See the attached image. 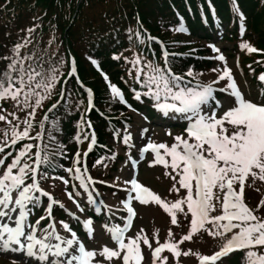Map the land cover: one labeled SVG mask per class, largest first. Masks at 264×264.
Returning <instances> with one entry per match:
<instances>
[{"label":"snow or ice","instance_id":"1","mask_svg":"<svg viewBox=\"0 0 264 264\" xmlns=\"http://www.w3.org/2000/svg\"><path fill=\"white\" fill-rule=\"evenodd\" d=\"M28 31L31 32L33 29ZM177 31L185 29L181 27ZM24 46L15 45L14 58H4L10 59L11 62L5 71L0 72V103L11 100L21 110L31 108L28 116L34 118L36 109L40 108L43 101L51 95L59 77V68L54 65L45 68L38 60L33 65L31 61L35 57L20 55V50ZM241 47L249 53L257 51L247 43ZM213 51L220 52L216 48H213ZM168 55L167 52L164 53L165 67L152 62H147L141 67L140 57L131 62L136 69V82L147 89L143 93L135 92V99L139 101L144 95L155 101L154 107L164 115H168L169 112L180 114L187 121L186 137L175 136L174 143L170 146L166 143L149 142L140 151L141 157L151 151L154 159L149 167L162 165L166 169L165 175L175 181L171 191L179 193L180 189H184L186 195L169 202L161 199L158 194L135 178L126 181L130 187L125 189L128 195L123 201V209L126 210L127 216L122 218L123 226L118 224L109 226L107 222L103 225L115 247L104 245L99 249L88 248L68 222L63 220L59 222L67 236L57 231L53 208L58 206L64 209L65 206L43 190L40 180L37 179L38 175L40 179L49 178L46 173L39 171L40 165L49 164V157L46 154L42 155L41 152L44 150H40L34 154L35 167L23 163L32 149L38 147L31 143L24 144L19 154L7 164L5 161L12 153L9 152L0 158V168L4 169L0 174V254L19 253L29 258L28 260L22 257L14 258L13 264H32L33 260L37 264H112L113 260H119L121 264H144L145 257L141 247L143 244L151 249L152 264H168V257L162 256L165 251L176 259L177 264L182 255L196 256L199 264H217L237 251L243 253L242 264H264V251H261L264 249V217L255 214L259 207H264V199H261L255 210L250 209L245 203L246 182L251 179L250 187L256 181L264 183V90L260 92V99L255 101L246 99L226 63L218 80L212 84L197 83L190 87V82H184L181 76L172 72L168 66ZM215 59L225 62L223 54L216 56ZM92 63L96 64V61L92 60ZM75 74L76 70L73 67L70 75ZM193 75L191 70L187 72V76ZM104 78L107 80V76ZM258 79L264 83V74ZM224 80H227L226 87L219 89L213 87V84ZM109 87L114 98L126 103L119 88L111 84ZM217 91L227 93L230 99L226 103L221 102L215 96ZM162 99L163 103L160 102ZM89 106L90 108L92 106L91 99ZM55 107L56 105H53V109ZM0 111L6 110L0 108ZM8 115L18 119L15 113ZM47 119L46 115L44 121ZM0 122L11 123L5 115H0ZM22 123L24 124L22 131H18L19 125L12 126L11 144H8L7 140L0 143V153H4L6 147H14L21 140L42 138L43 132L38 133L36 137L30 136L32 128L30 119H25ZM87 126L92 127L90 122ZM41 128H44L43 122ZM168 135L171 136V132ZM87 138L86 136L85 139ZM123 139L124 143L131 147V134ZM77 141L80 142L79 137ZM95 144V134L92 133L89 151ZM87 154L84 153L85 156ZM75 163H81L79 153ZM133 164L135 165V162ZM167 169H171V172ZM67 171L75 172L79 186L88 193V203L95 204L88 185L96 181L86 175L87 167L84 166L83 170L75 167ZM53 178L63 180L65 185L69 183L63 177ZM28 180H31V183H28ZM75 195L79 196L80 193L76 192ZM42 197L47 198V204L44 206L45 215H41L32 223L30 217L34 210L41 206ZM68 197L73 200L80 212L84 211V208L73 199L71 192L68 193ZM133 201L140 205L153 203L158 205L170 216L172 225L179 226L178 214H182L183 218L189 221L188 233L177 242L169 230L167 241L161 243L156 239L159 235L157 231L152 237L156 239L157 244L154 249L143 228L133 236H127L133 220L137 217ZM216 202L221 204L219 215H213L217 211ZM96 212L99 214L100 209L97 208ZM68 215L78 221L80 219L74 213L68 212ZM45 219L49 220V223L41 227V222ZM83 228L87 237L93 239V220L85 219ZM201 232L222 241L220 250L212 255L181 250V244L191 241Z\"/></svg>","mask_w":264,"mask_h":264},{"label":"trees","instance_id":"2","mask_svg":"<svg viewBox=\"0 0 264 264\" xmlns=\"http://www.w3.org/2000/svg\"><path fill=\"white\" fill-rule=\"evenodd\" d=\"M208 4L216 11V23ZM242 19L248 30L257 35L259 46L264 48V0H0V72L11 62L4 58H14L13 49L17 44L25 45L20 50L21 56L35 57L31 61L33 65L38 60L45 68L53 65L59 68L52 97L30 130L31 137L43 132L42 138L25 139L14 147H6L4 152L12 153L6 164L19 154L24 144L38 146L40 143L44 150L41 154L48 155L49 164L40 165L39 171L51 178L68 177L71 172L67 169L73 167L77 153L81 160L78 166H83L86 144L81 138H90L94 129L97 144L86 158L88 170L97 177L95 179L112 178V172L118 170L124 155L119 154L109 140L123 137L120 129L134 121L132 109L150 114L156 111V102L151 98L142 95L139 101L135 99V92L143 93L147 89L136 82L137 73L131 62L140 57L141 67L147 62L165 67L160 47L147 38L141 23L165 42L170 52L168 66L184 82H190V86L201 81V76L213 64L207 61L209 53L201 51L195 39L212 40L220 25L225 27L226 39L236 41ZM181 27L185 31H177ZM72 59H75L78 77L70 75ZM190 70L193 76H187ZM78 78L94 89V109L89 110L87 93ZM109 84L124 93L130 108L113 97ZM53 105H56L54 109ZM0 108L6 110L0 111V115L7 116L11 122H0V143L7 140L11 144L12 126L19 125L18 131L23 130L21 115L26 111L9 101L0 103ZM8 113H15L18 119ZM46 115L48 119L44 121ZM36 152L37 147H34L23 162L32 160L34 164ZM41 210L39 207L34 212ZM55 214L64 213L56 207ZM221 243L219 240V248ZM242 258L240 252L234 262L242 264Z\"/></svg>","mask_w":264,"mask_h":264},{"label":"rangeland","instance_id":"3","mask_svg":"<svg viewBox=\"0 0 264 264\" xmlns=\"http://www.w3.org/2000/svg\"><path fill=\"white\" fill-rule=\"evenodd\" d=\"M243 31H245V27L243 28ZM217 35L219 37L216 38L217 40L214 43L209 44L203 42L205 48L211 49L212 53H210V59L215 62L213 68L203 77V85L212 84L213 81L218 80V77L222 73L226 63L227 67L231 69L233 78L236 80L238 87L244 93L245 98L253 101L260 99V92L261 90H264V83H261L258 77L261 74H264V56H260L261 54L258 51L249 53L247 50L242 49L241 45L245 43L258 49L251 42H241L235 45L233 42L222 41L221 31L217 32ZM252 38H257V35H252ZM213 48L219 49L220 52H214ZM220 54L225 56V62L215 59V57ZM214 69L216 71H214ZM226 85L227 80H224L213 84V87L219 89L226 87ZM220 93L222 98L219 100L226 103L230 97L227 93ZM50 96L43 101L40 108L36 109L35 117L32 119H35L40 114L41 110L45 108ZM7 101L13 102L11 100ZM25 111V115L27 116L28 112H31L32 109L29 108ZM158 112L159 113L155 117H152L151 115L146 117V114L141 112H136L134 114L135 123L128 124V128H126L123 132L124 137L131 134V147L126 144L128 148L125 152L124 162L119 166L117 172L113 173V178L106 180L105 185L107 189H102L101 192L95 189L93 183L88 185L89 191L92 192V196L96 201L95 204L88 203V193L79 186V181L75 179V172H73L70 177L64 178L69 181L67 185H65L61 179H39V176H37L43 190L49 192L52 197L55 195L57 197L60 196L61 202L69 210V212L74 213L75 216H79L81 218L82 227L85 219L93 220V239H89L87 237L85 230L78 231L79 233L77 232L78 236L82 238V242L85 243L88 248L99 249L104 245H107L108 247H115L110 235L106 232L103 225L107 222L109 226L113 224L123 226L124 220L122 218L127 216L126 210L123 209V201L127 199L128 195L125 189L130 187V184L125 183L126 181L135 178L138 182L142 183L146 187H149L153 192L158 194L161 199L169 202H174L186 195V191L184 189H180L179 193L171 191L175 181L165 175L166 169L162 165L149 167L150 162L154 159V155L151 151L144 153L141 157L140 150L143 147H146L149 142L157 144L166 143L170 146L174 143L173 138L175 136L180 135L186 137L185 129L187 127V121L184 120L180 114L169 112L168 115H164L163 112ZM144 129H147L148 131L145 132ZM169 132H171V136L168 135ZM110 143L119 147V153L123 152V149L120 148L118 138L111 140ZM2 156L3 155L0 154V158H2ZM133 162H135V165ZM26 163L29 165L32 164L31 161ZM3 170V168H0V174H2ZM167 171L171 172V169H167ZM173 175H175V173H173ZM71 177L72 179H68ZM177 179H179V177H177ZM27 182L31 183V180H28ZM249 184H251V179H249V181L245 184V203L250 209H252V205L255 210L258 208L261 199H264V183L256 181V183L251 187ZM177 187H179L178 184ZM256 189H259V191ZM69 192L73 194V199L84 208L83 212H80L79 209H77L76 204L73 203V200L69 199ZM76 192H79L80 195L76 196ZM46 204L47 201H44L43 205L45 206ZM133 207L137 211V217L133 220L132 228L127 233V236L131 237L143 228L144 234L148 235L150 238L149 243L152 244L153 249L157 246L156 239H159L161 243L167 241V233L169 230L172 231L173 239L177 242L189 231V221L185 220L182 214H178L179 226H176L171 224L170 216L161 207L154 203L149 205H140L138 202L133 201ZM97 208L100 209L98 215L105 216V219H103L101 223L91 216V214L97 215ZM219 208L221 209V204L216 202L217 211L214 212L213 215L221 214ZM255 214L258 217H264V207H259V210L256 211ZM66 215L67 217L65 222H68L70 226L73 227V223L70 220L73 217H70L68 212H66ZM55 220L57 231H59L62 235L67 236L68 234L63 231L59 223L61 220L57 218H55ZM43 221L41 222V227L47 225L43 224ZM73 230L76 231L75 229ZM157 231L159 235L156 239H153V234ZM218 241V238L213 239L208 236L207 233L201 232L194 236L191 241H185L181 244L180 248L183 251L191 250L192 252H199L202 255H212L218 251ZM141 247L145 257L144 264H152L151 249L143 244ZM261 251H264V249H261ZM162 256L168 257V264H177L176 259L172 257L169 252L165 251L162 253ZM233 256L234 254H230L229 257L223 258L222 261L217 262V264H236L231 261ZM18 257L19 253L0 254V264H13V259ZM28 259V257L24 258V260ZM32 264H37V262L33 260ZM112 264H121V262L119 260H113ZM179 264H199V260L194 255L187 257L182 255L179 258Z\"/></svg>","mask_w":264,"mask_h":264},{"label":"bare ground","instance_id":"4","mask_svg":"<svg viewBox=\"0 0 264 264\" xmlns=\"http://www.w3.org/2000/svg\"><path fill=\"white\" fill-rule=\"evenodd\" d=\"M19 257H22L23 259L26 258V256H22V254H19Z\"/></svg>","mask_w":264,"mask_h":264}]
</instances>
